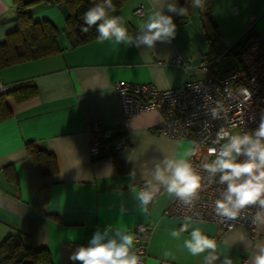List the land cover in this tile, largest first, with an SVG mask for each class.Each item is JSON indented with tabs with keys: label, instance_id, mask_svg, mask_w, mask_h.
<instances>
[{
	"label": "crops",
	"instance_id": "0c3cea01",
	"mask_svg": "<svg viewBox=\"0 0 264 264\" xmlns=\"http://www.w3.org/2000/svg\"><path fill=\"white\" fill-rule=\"evenodd\" d=\"M23 1H28L33 19L54 22L61 49L0 67V87L31 81L37 89L34 96L22 101L6 96L11 112L0 118V242L16 233L25 244L48 249L49 260L36 264H79L69 256L78 246H87L96 229L112 225L132 233L133 226L141 222L147 226L142 264H203L206 253L192 256L183 247L187 232L180 239L170 236L171 230L187 223L189 232L199 227L216 240L221 258L228 255L233 264H252L256 246L264 244V222L258 221L260 232L253 237L245 226L225 229L207 220L167 214L164 209L171 196L163 188L147 212L139 210L131 189L138 190L146 182L155 185V166L165 156H183L192 143L161 134L156 126L163 114L156 108L129 117L121 133L117 129L120 104L114 82L148 81L166 88L198 78L203 59L214 56L226 44L264 30V0H210L203 9L192 7L191 0L187 4L178 0L187 12L184 16L169 13L177 25L175 37L156 42L152 49L101 43L97 37L71 46L65 22L68 8L63 2ZM156 2L124 0L113 14L122 15L134 35L137 23L146 19ZM140 4L144 11L137 14L134 10ZM17 25L16 1L0 0V41ZM177 56L188 66L174 61ZM96 120L111 129V138L92 155L89 140ZM120 135L127 144L114 150L112 140ZM28 140L52 152L55 172H40L25 148ZM116 161L127 168L118 167ZM8 164L13 166L16 182L5 176ZM43 186L48 190L44 212L33 202ZM165 251L174 258L165 257Z\"/></svg>",
	"mask_w": 264,
	"mask_h": 264
},
{
	"label": "clouds",
	"instance_id": "9594fccd",
	"mask_svg": "<svg viewBox=\"0 0 264 264\" xmlns=\"http://www.w3.org/2000/svg\"><path fill=\"white\" fill-rule=\"evenodd\" d=\"M191 5L203 9L205 0H191ZM115 11L113 0H96L83 13L81 31L87 33L94 27L97 40L101 43L113 41L116 45L135 44L152 49L156 42L170 41L175 37L177 25L171 14L184 16L187 9L180 6L178 0H157L146 19L137 23L138 31L134 35L125 26V18L114 15ZM243 92L250 99L251 92L246 88ZM223 110L222 105L213 107L211 118L221 119ZM198 148L199 144L194 142L183 156H165L153 171L155 185L146 182L138 190L131 189L141 212H147L161 188L182 204L190 206L209 184L222 186L217 189L219 194L213 210L223 220L234 221L242 210L252 206L264 210V115L255 129L242 134L220 127L207 148L208 157L214 158H206L198 167H194L191 157ZM201 173H207L211 178L207 184L206 177ZM255 220L264 222V217L257 213ZM188 230L189 224L184 223L179 229L171 230L170 236L180 239L187 232L183 247L192 256L206 253L203 264H214L217 260H220V264H233L231 256L221 258L217 255L218 245L214 238L199 227H193L190 232ZM134 240V235L126 228L107 225L103 230L96 229L87 246H78L69 259L79 264H142ZM163 255L172 257L170 251H165ZM252 264H264V244L256 246Z\"/></svg>",
	"mask_w": 264,
	"mask_h": 264
},
{
	"label": "built area",
	"instance_id": "2783aa9c",
	"mask_svg": "<svg viewBox=\"0 0 264 264\" xmlns=\"http://www.w3.org/2000/svg\"><path fill=\"white\" fill-rule=\"evenodd\" d=\"M50 3L51 0H43ZM142 14L144 9L140 4L135 10ZM238 44V45H237ZM233 53L232 66L219 69L216 65L220 57ZM182 66L188 64L179 56L173 59ZM201 77L191 78L179 85L166 88H157L152 82H134L117 80L114 88L119 97L120 121L117 129L122 133L126 129L129 117L143 110L156 108L163 114L162 120L156 126L164 135L186 138L199 144L196 154L191 157L194 167H198L208 157L207 148L211 146V140L220 127L231 132L243 133L255 129L264 115V30L252 37L239 38L238 41L226 44L223 49L214 56L205 58L199 63ZM5 87H0V92ZM251 92L250 99L246 97L243 89ZM217 105L223 106L221 119L213 120L210 112ZM111 138V129L104 127L99 121L92 125L89 140V152L97 154L100 145L106 139ZM127 144L124 136L113 138L112 147L119 149ZM206 177L205 183L211 178L207 173H201ZM218 179V175H217ZM222 186L209 184L199 194V199L190 206L170 198L164 212L170 215L184 218H194L213 222L221 228H230L241 225L249 229L251 236L259 234L257 213L264 214V210L252 206L242 210L236 220H223L214 213V202L218 197L217 189ZM147 226L141 222L133 226L132 234L137 254L141 260L145 254L144 234Z\"/></svg>",
	"mask_w": 264,
	"mask_h": 264
},
{
	"label": "trees",
	"instance_id": "16d2710c",
	"mask_svg": "<svg viewBox=\"0 0 264 264\" xmlns=\"http://www.w3.org/2000/svg\"><path fill=\"white\" fill-rule=\"evenodd\" d=\"M17 4V21L15 29L9 31L4 40L0 41V67L16 62L53 54L61 48L57 43L58 28L49 18L33 19L28 10V1L15 0ZM63 2L68 12L65 17L67 36L71 46H77L97 37L95 28L89 32L81 31L82 16L87 8L96 0H51ZM187 4L188 0H181ZM116 7L124 0H113ZM210 0H205L208 6ZM238 45V44H237ZM234 45L233 50L237 47ZM227 54H230L227 52ZM235 54V52H234ZM37 92L36 85L31 81H21L9 85L0 92V118L10 114L11 110L5 100L11 96L15 101H22L34 96ZM25 148L31 155L34 164L42 174H49L57 170L55 157L52 152L39 147L33 141H26ZM118 167L127 168L118 161ZM5 176L14 182L17 181L16 173L11 164L4 166ZM48 198V190L40 187L34 195L33 202L44 212V204ZM49 260L46 247L25 244L16 233H10L0 242V264H36Z\"/></svg>",
	"mask_w": 264,
	"mask_h": 264
},
{
	"label": "rangeland",
	"instance_id": "374dc122",
	"mask_svg": "<svg viewBox=\"0 0 264 264\" xmlns=\"http://www.w3.org/2000/svg\"><path fill=\"white\" fill-rule=\"evenodd\" d=\"M202 12H203V10H202ZM202 19H203V21H206L207 20L206 15L202 16ZM206 25L207 26L209 25L207 23V21H206ZM232 59H233V56H231L230 54H225V55H223V56L220 57V60H219V62L216 65L221 70L222 69H226V68L232 66ZM201 76H202V74L199 73V72H198V74H196V77H201Z\"/></svg>",
	"mask_w": 264,
	"mask_h": 264
}]
</instances>
